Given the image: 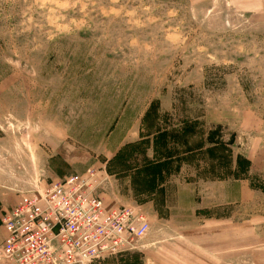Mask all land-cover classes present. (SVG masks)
<instances>
[{"label": "rangeland", "instance_id": "1", "mask_svg": "<svg viewBox=\"0 0 264 264\" xmlns=\"http://www.w3.org/2000/svg\"><path fill=\"white\" fill-rule=\"evenodd\" d=\"M183 124L226 150L175 162L153 191V132ZM90 169L105 207L151 226L90 264H264V0H0V228Z\"/></svg>", "mask_w": 264, "mask_h": 264}, {"label": "built area", "instance_id": "2", "mask_svg": "<svg viewBox=\"0 0 264 264\" xmlns=\"http://www.w3.org/2000/svg\"><path fill=\"white\" fill-rule=\"evenodd\" d=\"M95 169L51 183L5 213L0 264H90L138 250L151 226L135 207L107 208Z\"/></svg>", "mask_w": 264, "mask_h": 264}, {"label": "trees", "instance_id": "3", "mask_svg": "<svg viewBox=\"0 0 264 264\" xmlns=\"http://www.w3.org/2000/svg\"><path fill=\"white\" fill-rule=\"evenodd\" d=\"M155 108L156 107L153 105V111ZM154 127L153 124V128ZM196 131L197 124H183L181 128L157 129L153 132V158L152 160L147 159L144 166L145 170H142L145 177H141L153 191L163 186L167 180L166 177L180 170L181 165L173 170L175 162L188 161L191 154L200 153L203 149L213 158H217V153L220 150H226L222 144L209 149L205 148L201 143L192 144L191 139L196 135ZM148 142L149 141L144 142L143 145L149 146ZM232 162L236 166V170L233 171L235 179L239 180L246 177L241 175H245L249 172L251 167L250 161L239 156L236 158L235 162ZM220 164L224 165L225 163L221 160ZM139 175L141 174L139 173Z\"/></svg>", "mask_w": 264, "mask_h": 264}, {"label": "crops", "instance_id": "4", "mask_svg": "<svg viewBox=\"0 0 264 264\" xmlns=\"http://www.w3.org/2000/svg\"><path fill=\"white\" fill-rule=\"evenodd\" d=\"M0 229L3 231V236H4V239L2 240V244H3V242H4L5 238H6V231H5V229L3 227H1ZM1 245H0V247H1Z\"/></svg>", "mask_w": 264, "mask_h": 264}]
</instances>
